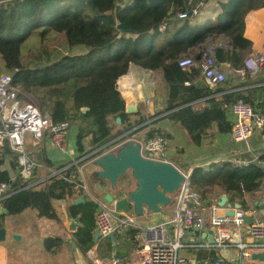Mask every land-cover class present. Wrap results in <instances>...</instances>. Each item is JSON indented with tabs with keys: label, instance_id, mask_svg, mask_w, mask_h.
Returning <instances> with one entry per match:
<instances>
[{
	"label": "trees",
	"instance_id": "trees-1",
	"mask_svg": "<svg viewBox=\"0 0 264 264\" xmlns=\"http://www.w3.org/2000/svg\"><path fill=\"white\" fill-rule=\"evenodd\" d=\"M200 1L0 0V61L4 72L13 76V86L35 97L40 109L48 113L54 123L69 119L77 127L78 162L71 163L67 177L75 175L79 180V174L73 172L101 154L102 151L93 153L98 147L116 138L115 144L120 143L162 118L179 122L194 143L200 145L212 133L231 131L228 110L237 100L242 99L264 111V74L253 79L246 76L238 82L227 80L212 88L197 83L201 64L190 69L179 65L182 58L191 56L192 50L208 39L216 41L225 36L230 44L217 46L214 57L221 67L229 64L234 77L251 47V41L244 35L245 17L250 11L264 7V0L219 1L217 18L203 24L179 17L180 12L190 11ZM119 23L132 31H123ZM39 28L43 33L64 32L69 45L82 44L86 52L64 56L47 65L25 66L21 45ZM131 63L151 70L162 68L169 88L168 105L152 117L167 114L120 137L149 119L141 116L131 121L125 99L118 90V80L128 72ZM186 81L191 84L186 85ZM201 100L206 104L195 109L194 104ZM117 117H121L120 128L115 121ZM166 134L159 127L148 131L149 138ZM4 156L2 151L0 164ZM17 163V160L12 162V167L16 168ZM189 175L190 188L202 198L210 202L213 197L227 193L231 194L232 204L241 205L244 204L242 196L260 190L264 182V168L259 163L240 166L226 159L208 167H196ZM2 180L8 181L11 189L9 196L1 201L6 211L0 215V223L5 217L29 208L36 209L39 217L58 220L53 201L64 199L69 201L71 215L81 222V226L71 232L77 248L86 253L95 243L96 204L86 198L77 201L85 194L75 183L55 176L36 184L34 177L25 178L19 173L13 179L8 171L0 170ZM63 236L44 238L45 248L53 252L59 250L64 244ZM212 254L214 259L219 257L216 251ZM224 264L239 263L224 259Z\"/></svg>",
	"mask_w": 264,
	"mask_h": 264
},
{
	"label": "crops",
	"instance_id": "crops-1",
	"mask_svg": "<svg viewBox=\"0 0 264 264\" xmlns=\"http://www.w3.org/2000/svg\"><path fill=\"white\" fill-rule=\"evenodd\" d=\"M219 1L225 0H208L203 7V9L206 7L205 10L202 9L200 14L193 20L195 24H203L209 20H215L220 12ZM244 35L251 41L249 55L262 49L264 45V7L254 9L246 15ZM224 37L222 36L216 41L213 40L214 43L212 42V44H215L216 47H226L230 42L229 40L225 41ZM205 47L206 45L202 44L197 49L192 50V56L199 55V64L203 62V56L200 53L206 49ZM221 69L230 75L227 78L229 83L231 81L238 82L244 78L236 74L233 77L229 64H225ZM261 74H264V67L256 77ZM117 86L125 99L126 112L129 113L128 117L131 121H135L141 116L149 117L147 122L134 127L135 131L146 123L167 114L163 113L152 117V115L168 105L169 88L165 82L162 68L151 70L131 63L128 72L119 78ZM205 104L202 100L197 101L194 104V108H203ZM129 107L130 110H128ZM227 118L229 120V116ZM115 121L117 123V119ZM121 124L118 123V128L121 127ZM152 127L162 128L167 133L168 144L165 151V159L175 164L188 175L196 167H208L210 164L221 162L228 157L246 158L242 154L246 151L252 156L251 159L264 155V144L262 143L264 129L255 132L251 139L244 142L234 141L230 132L226 134L212 133L203 140L202 144L197 145L179 122L169 118H162L149 128L134 133L130 138L144 139L148 136V131ZM76 132V125L71 124L69 142L65 150H60L53 146L48 136L40 141H37L33 135L26 136V146L36 158L40 155L44 164L54 168H63L71 165L72 162L76 163L78 161ZM2 151L5 156L2 158L3 162L0 164V170L8 171L11 178L14 179L21 173L19 163H17L16 168L12 167V162H16V160L18 162V156L15 153H10L7 156L4 149L0 150V154ZM95 168L90 161H87L79 165L73 173L79 174V178L88 184L89 191L92 194L104 197L105 194L110 192L109 183L103 179H97L94 181V185L90 186L87 180L88 174ZM21 175L23 174L21 173ZM24 177H34L36 184H38L44 183L49 178V174L45 169L35 168L29 177ZM120 185L130 188L134 185V181L130 179L129 175H125L121 179ZM78 190L81 191L82 189ZM84 194L85 197H79H83L84 200L85 198L89 199L86 195L87 193ZM224 195L228 196V201L225 204V206H228L231 203V194L221 193L220 196L213 197V202L215 199L220 200ZM242 199L244 204L236 203L234 205H241L248 212L247 215L250 216L251 221L247 222V228L251 223L260 221L264 217V209L261 207L264 201V184L260 190L253 194L245 193ZM53 205L58 213V220L39 217L38 211L33 208H29L20 214L5 217L4 221L0 223V228L5 227L7 230L5 240L0 242V264H89L88 259L80 258L77 260L75 252L70 249V245L74 241L71 232L76 231L81 226V222L76 218L78 221L77 228L75 230L69 228V218L71 216L68 209L69 201L64 199L54 200ZM227 208L220 207L217 213L221 215L227 211ZM5 211V207L0 203V215ZM209 215L208 210H206V225L203 228H186L181 239L184 246L181 248L180 254L189 257L190 264H197L201 259L213 260L212 253L215 251L216 255L220 254L219 248L212 242L211 231L214 233L215 228L211 224ZM156 220L159 219H154L153 222ZM58 234L64 235L62 248L55 252L47 250L43 243L44 238ZM137 244L138 233L135 229H130L125 232H115L110 236L101 238L97 249L103 264H110L115 259L118 260V264H134L132 257ZM190 244L195 246H190ZM233 246L231 245L232 248ZM77 253L79 257L82 256L81 253ZM231 258L229 260L227 258L224 259L236 263L234 258ZM136 264H139V262L137 261Z\"/></svg>",
	"mask_w": 264,
	"mask_h": 264
},
{
	"label": "built area",
	"instance_id": "built-area-1",
	"mask_svg": "<svg viewBox=\"0 0 264 264\" xmlns=\"http://www.w3.org/2000/svg\"><path fill=\"white\" fill-rule=\"evenodd\" d=\"M208 0H202L190 11L179 13L180 18L195 19L206 5ZM164 28V27H163ZM201 78L212 88L218 87L228 79L226 73L216 62L211 46H207L201 53ZM199 55L187 56L179 61L183 69H190L199 64ZM264 67V45L261 50L252 52L245 59L244 64L235 70L241 77L255 78ZM13 76L0 71V150L9 146L10 150L18 156L20 172L29 177L35 168L45 169L50 177H61L75 183L76 188L87 193L89 200L96 204L94 241L86 254L89 264H103L97 245L101 238L115 232H125L135 229L138 233V244L133 253L134 264H190L189 257L181 255L184 246L181 239L186 228L201 229L206 225L205 211L208 210L211 224L215 228L213 233L214 245L219 248L217 259H201L197 264H224V258L232 255L231 245L237 246L243 255H250L255 250L264 249V217L251 223L246 228L245 216L248 214L241 205L229 203L227 210H234V215L226 212L218 214L219 206L216 200L210 202L190 188L189 181L181 191L176 194V203L172 208L171 217L161 218L149 224H143L128 212L119 210L114 203L92 194L88 184L75 175L66 176L70 165L63 168L50 167L39 162L26 146V135L31 133L37 140L48 136L57 149L65 150L70 137L71 122L69 119L54 123L48 113L43 112L35 102V97L28 92H22L12 84ZM190 85L191 81H186ZM87 108H84L86 110ZM229 120L232 123L230 134L236 142L248 141L257 131L264 129V111L242 99L237 100L228 110ZM168 144L166 135H157L148 138L142 145L143 156L155 160H166L165 151ZM114 146L109 148L113 149ZM234 165L247 166L257 162L264 168V159H246L240 157L227 158ZM92 160H90L91 162ZM167 161V160H166ZM78 161H76L77 163ZM188 175V174H187ZM11 184L0 181V203L10 194ZM190 246H195L190 244ZM249 249L250 252H247ZM110 264H118L113 260Z\"/></svg>",
	"mask_w": 264,
	"mask_h": 264
},
{
	"label": "water",
	"instance_id": "water-1",
	"mask_svg": "<svg viewBox=\"0 0 264 264\" xmlns=\"http://www.w3.org/2000/svg\"><path fill=\"white\" fill-rule=\"evenodd\" d=\"M118 27L125 32L132 31L130 27L121 23L118 24ZM210 46L214 51L216 45L211 44ZM229 76L226 73V77ZM197 83L200 86H208L203 78H199ZM117 123H121V117H117ZM133 131L135 128L126 131L120 137ZM148 138L149 136L144 139L128 138L115 144L118 139L116 138L98 147L93 153L99 151L102 153L92 159L91 163L96 168L87 176L90 186H93L97 179L107 181L110 185V192L105 194V200L114 203L119 210L135 216L143 224H149L154 219L171 217V209L176 203L175 196L185 184H188L190 177L170 161L155 160L143 156L141 148ZM111 145L114 148L110 150ZM4 150L7 156L11 152L9 146H5ZM36 159L40 162L43 160L40 155ZM125 175H129L130 179L134 181V185L130 188L120 185V181ZM83 200V197L78 198L79 202ZM227 201L228 196L224 195L218 204L224 207ZM261 207L264 209V201ZM226 213L234 215V210H227ZM245 219L247 222L251 221L248 215L245 216ZM69 220V228L75 230L78 225L77 219L71 215ZM6 232L5 227L0 228V242L5 240ZM211 237L214 242L213 231H211ZM72 246L76 247L75 241L72 242ZM251 259L264 262V249L252 251Z\"/></svg>",
	"mask_w": 264,
	"mask_h": 264
},
{
	"label": "rangeland",
	"instance_id": "rangeland-1",
	"mask_svg": "<svg viewBox=\"0 0 264 264\" xmlns=\"http://www.w3.org/2000/svg\"><path fill=\"white\" fill-rule=\"evenodd\" d=\"M205 8L203 10H205ZM224 40L227 41L228 38L224 37ZM212 42L214 43L211 38L208 39L205 43L206 47L212 44ZM20 51L22 54L23 64L25 66L34 67L47 65L63 58L64 56L84 54L86 52V48L82 44H77L74 46L69 45L64 32L49 30L46 33H43L42 28H39L35 30L32 35L22 43ZM1 66V71L4 72L2 63ZM35 102L37 103V101ZM26 136L29 137L32 136V134L27 133ZM262 143L264 144V138L262 140ZM242 154L246 156V158H252L248 151L243 152ZM70 249L72 250V252H75V257L77 260H79L80 258L88 259L87 254L80 251V249H77V247H73L70 245ZM246 250L247 252H250L249 249ZM77 252L81 253L82 256L79 257ZM231 257H233L236 263L239 264H264V262L252 260L250 255H243L242 251L237 246H233L232 255L227 259H232Z\"/></svg>",
	"mask_w": 264,
	"mask_h": 264
}]
</instances>
